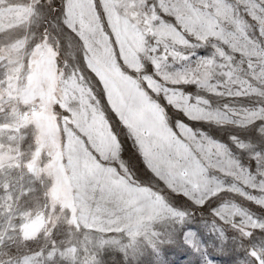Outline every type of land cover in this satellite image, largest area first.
<instances>
[{
  "label": "snow or ice",
  "instance_id": "1",
  "mask_svg": "<svg viewBox=\"0 0 264 264\" xmlns=\"http://www.w3.org/2000/svg\"><path fill=\"white\" fill-rule=\"evenodd\" d=\"M170 251L264 264V0H0V264Z\"/></svg>",
  "mask_w": 264,
  "mask_h": 264
},
{
  "label": "rangeland",
  "instance_id": "2",
  "mask_svg": "<svg viewBox=\"0 0 264 264\" xmlns=\"http://www.w3.org/2000/svg\"><path fill=\"white\" fill-rule=\"evenodd\" d=\"M173 117H175V114H172ZM127 146H128V155L129 156H133L135 154V147L134 145L131 144V141L127 142ZM137 168L140 170V174L142 175L144 173V169L143 166L141 164H139L137 162ZM215 255V260H214V264H232V260L231 257L225 253V254H214ZM167 259L172 262V264H189L190 261H192L194 258L189 256V255H185L180 251H170L168 253ZM119 264V261L117 258H110L108 264Z\"/></svg>",
  "mask_w": 264,
  "mask_h": 264
}]
</instances>
